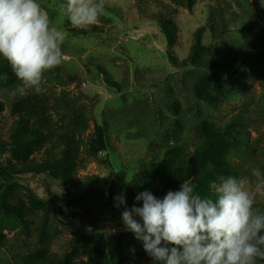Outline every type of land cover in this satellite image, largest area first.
<instances>
[{"label":"rangeland","instance_id":"rangeland-1","mask_svg":"<svg viewBox=\"0 0 264 264\" xmlns=\"http://www.w3.org/2000/svg\"><path fill=\"white\" fill-rule=\"evenodd\" d=\"M38 2L67 33L62 63L45 73L40 94L54 131L72 139V147L63 153L48 140L31 143L11 164L17 170L53 165L70 154L64 181L73 190L47 175L18 177L8 204L22 219L3 228L0 213V264H114L117 251L128 264H151L122 221L126 207H142L127 187L155 151L171 150L195 165L209 127L223 128L237 115L245 118L238 129L247 143L220 147L213 165L242 166L235 177L251 187L255 207L264 211V54L253 64L255 52L264 49L256 38L264 29V0H104L99 22L87 27H74L61 13L65 0ZM198 29L210 51L196 54L195 63L216 60L219 79L240 55L255 66L237 68L220 86L200 68L172 64L170 58L181 62L191 55ZM19 84L13 72L0 78V144L6 146L0 163L10 160L11 108L19 97L11 91ZM200 91L219 96L217 106L199 99ZM210 165L199 171L202 180L224 175ZM5 189L0 180V195ZM143 191L161 194L156 185ZM120 195L126 203L116 207Z\"/></svg>","mask_w":264,"mask_h":264},{"label":"clouds","instance_id":"clouds-1","mask_svg":"<svg viewBox=\"0 0 264 264\" xmlns=\"http://www.w3.org/2000/svg\"><path fill=\"white\" fill-rule=\"evenodd\" d=\"M59 7L74 27H87L99 22L105 2L65 0ZM66 36L38 0H0V58L20 82L12 96L42 92L45 73L62 63ZM251 174L262 179L259 168ZM209 189L210 195H202L184 180L180 190L169 191L163 199L142 191L135 196L142 207L134 204L122 212L125 230L142 242L154 264L264 261V211L255 207L251 187L235 176L221 175ZM115 200L116 207L126 203L123 195Z\"/></svg>","mask_w":264,"mask_h":264},{"label":"trees","instance_id":"trees-1","mask_svg":"<svg viewBox=\"0 0 264 264\" xmlns=\"http://www.w3.org/2000/svg\"><path fill=\"white\" fill-rule=\"evenodd\" d=\"M249 22V19H247ZM163 24H161L162 26ZM244 27V24L240 26ZM222 31L226 30V24L224 22ZM203 29H198L196 32V46L193 48L191 55L181 62H178L176 58H170L172 64L175 66H193L200 68L209 74L211 80L215 83L218 82L220 86L224 85L227 80L231 77V73L241 68L242 66H248L251 63L248 59H242L241 55L233 61L231 68L227 69L225 76L222 79L217 77L218 65L214 59H208L201 63H195V56L202 51H210L209 47L202 46L201 44V33ZM84 33L83 31L80 34ZM256 38L264 48V29H261ZM264 54V49L255 52L254 63L257 64L258 60ZM251 57V56H250ZM252 58V57H251ZM252 65V64H251ZM255 65H252V67ZM7 74V79L11 75L12 71L7 62L3 59L0 60V78ZM4 79V78H3ZM208 86H211L209 83ZM228 93V91H227ZM197 97L204 101L207 105L216 107L218 104L219 96L217 95H206L204 91L196 93ZM221 96V95H220ZM41 94L30 93L27 97H18L16 103L13 105L15 108H11V113L14 116V122L11 127V145L7 153L10 156V160L6 163H0V180L2 183H6V189L0 195V213L1 224L3 228H7L16 221H20L22 217L19 216V211L16 207H10L8 204V197L14 188L17 187L16 180L22 175H47L51 179L64 184L67 189L73 190V187L68 186L65 183V167L70 165V154L64 156L62 160H58L53 165L44 164L42 166L26 167L24 169L17 170L11 164L12 160H18L27 149V146L35 142H44L46 140L51 142L54 149L59 150L63 153H69L72 147V139L58 135L54 131V126L51 124L48 109L44 106ZM259 117L264 123V94L259 101ZM245 122V118L242 115H237L227 121L223 128L220 127H209L205 124L208 129V138L204 147H200V151L195 153L193 159L194 164L184 158H176V155H171L172 151L153 152L150 161L146 164L143 171L136 177L135 183H130L126 189L127 195L132 199L135 198L140 192L147 187H154L155 185L161 188V194L158 199H163L164 196L173 190H177L182 181L192 180V183L197 186V191L202 195H210L211 193L205 192V188H209L212 181L205 179L202 180L199 171L204 170L202 167L211 164L215 170L221 172L224 175L237 176L241 172V167L232 164H214V156L220 155V147L232 146V144H241L242 142L247 143L245 133H242L238 129L240 125ZM101 147L104 148L103 141H100ZM6 146L0 144V154L5 152ZM264 165V149L260 151ZM178 157V156H177ZM180 188V187H179ZM204 188V189H203ZM3 216V217H2ZM114 264H128L125 257L121 254V251H117L113 255ZM119 260V261H118ZM122 261V262H120ZM116 262V263H115ZM154 264V261L151 262Z\"/></svg>","mask_w":264,"mask_h":264}]
</instances>
